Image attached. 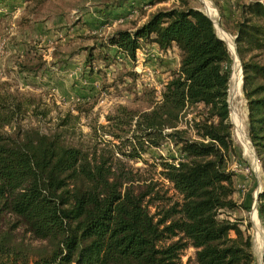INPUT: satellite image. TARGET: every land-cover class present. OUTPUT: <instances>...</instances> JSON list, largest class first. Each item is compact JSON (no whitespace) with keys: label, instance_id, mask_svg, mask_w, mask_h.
<instances>
[{"label":"trees","instance_id":"16d2710c","mask_svg":"<svg viewBox=\"0 0 264 264\" xmlns=\"http://www.w3.org/2000/svg\"><path fill=\"white\" fill-rule=\"evenodd\" d=\"M167 1L111 0L105 9L143 15L144 7ZM189 1L175 0L177 6L151 11L132 30L111 33L108 46L131 61L150 44L163 55L176 50L178 64L148 109L118 106L100 126L127 161L171 146L177 156L161 162L160 175L180 199L171 202L157 182L143 180L122 160L113 163L72 145L66 130L46 134L16 126L7 133L22 110L3 100L0 264H180L186 248L194 250L188 264H254L241 221L223 217L249 211L234 199L236 173L230 168V161H243L229 120L233 60L213 22ZM215 6L220 27L235 38L248 137L264 176V4L216 0ZM256 211L264 229V183ZM17 229L42 246L17 242Z\"/></svg>","mask_w":264,"mask_h":264},{"label":"rangeland","instance_id":"374dc122","mask_svg":"<svg viewBox=\"0 0 264 264\" xmlns=\"http://www.w3.org/2000/svg\"><path fill=\"white\" fill-rule=\"evenodd\" d=\"M109 1L0 0V102L20 103L22 110L17 122L5 131L11 133L16 126L39 129L46 134L66 130V140L72 145L81 144L97 158L110 156L113 163L122 160L143 180L157 182L158 190L171 202L178 201L180 197L161 177L159 168L161 162L177 156L171 146L151 148L140 154V160L127 161L116 153L118 142L100 129L107 125L106 116L112 115L118 106L143 111L152 101H158L164 84L170 79L168 70L176 69L178 64L176 50L163 55L153 49V45L145 44L136 53V60L131 61L116 47L108 46L111 33L132 30L143 16L139 11L128 14L129 11L105 9ZM204 1L209 4L215 28L224 34V37L219 35L216 28L233 60L232 77L238 66L240 69L234 52L235 38L224 33L219 25L216 0ZM259 1L264 4V0ZM189 3L206 14L202 0ZM173 6H177L175 1L168 0L155 8ZM88 54H91L89 61ZM240 72L242 75V70ZM231 77L228 85L231 138L243 159L240 164L230 161V168L236 173L234 199L249 211L224 212L223 217L241 221V228L252 240L254 264H264V229L255 201L263 187L264 176L248 137L242 76L237 96L232 94ZM236 116L242 122L248 151L238 136ZM149 209L151 214L157 212L155 208ZM16 236L17 242L42 246L41 242L23 233V229H17ZM193 256L194 250L186 248L180 253V264H188Z\"/></svg>","mask_w":264,"mask_h":264},{"label":"bare ground","instance_id":"6f19581e","mask_svg":"<svg viewBox=\"0 0 264 264\" xmlns=\"http://www.w3.org/2000/svg\"><path fill=\"white\" fill-rule=\"evenodd\" d=\"M202 2L205 5L207 16L211 17L212 12H211V9L209 8V4L204 0H202ZM216 28L219 31V28L218 27H216ZM219 35L224 37V34H222V32H220V31H219ZM233 74L234 75H232V77H231V85H232V94L234 96L239 92L240 86H241V72H240L239 66L235 69V72H233ZM235 123H236L237 131H238V136H239L242 144L245 146L246 150L248 151L249 146H248V143L246 141V137L244 135L242 122L240 120H238L237 116L235 119ZM259 243H261L260 240H259Z\"/></svg>","mask_w":264,"mask_h":264},{"label":"crops","instance_id":"0c3cea01","mask_svg":"<svg viewBox=\"0 0 264 264\" xmlns=\"http://www.w3.org/2000/svg\"><path fill=\"white\" fill-rule=\"evenodd\" d=\"M131 1V0H130ZM172 2L173 1H175V0H171ZM155 6L156 5H154V6H150V7H144V11L145 12H143V16L141 17L142 19H141V22H138V25H140V24H142V23H144L145 21H146V19H147V15L153 10V8H155ZM156 9V8H155ZM153 47V49H155L156 47L155 46H152ZM157 49V48H156Z\"/></svg>","mask_w":264,"mask_h":264},{"label":"water","instance_id":"95a60500","mask_svg":"<svg viewBox=\"0 0 264 264\" xmlns=\"http://www.w3.org/2000/svg\"><path fill=\"white\" fill-rule=\"evenodd\" d=\"M206 15V14H205ZM207 16V15H206ZM208 17V16H207ZM209 19H210V17H208ZM211 20V19H210ZM212 21V20H211ZM213 22V21H212ZM213 25H214V23H213ZM214 28H215V25H214ZM215 30H216V28H215ZM217 33V32H216ZM217 35H218V33H217ZM219 37V36H218ZM220 38V37H219ZM221 40H223L222 38H220ZM224 41V40H223ZM225 42V41H224ZM226 43V42H225ZM228 47V46H227ZM228 50H229V48H228ZM234 52H235V50H234ZM235 55H236V53H235ZM236 58H237V55H236ZM240 71H241V65H240ZM242 76V75H241ZM257 198H258V194L255 196V201L257 202Z\"/></svg>","mask_w":264,"mask_h":264},{"label":"built area","instance_id":"2783aa9c","mask_svg":"<svg viewBox=\"0 0 264 264\" xmlns=\"http://www.w3.org/2000/svg\"><path fill=\"white\" fill-rule=\"evenodd\" d=\"M262 3V1H260Z\"/></svg>","mask_w":264,"mask_h":264}]
</instances>
